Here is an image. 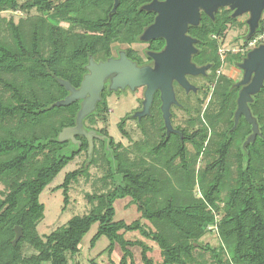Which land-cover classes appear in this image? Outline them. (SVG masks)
I'll use <instances>...</instances> for the list:
<instances>
[{"label":"trees","instance_id":"trees-1","mask_svg":"<svg viewBox=\"0 0 264 264\" xmlns=\"http://www.w3.org/2000/svg\"><path fill=\"white\" fill-rule=\"evenodd\" d=\"M151 1L120 0L110 16L114 0H0V264H82L70 260L96 223L91 247L106 236L108 251L120 245L121 264H136L135 247L141 249L142 264H156L149 254L153 247L139 238L126 239L127 232H139L158 245L162 260L157 264H264V86L250 102L262 135L244 145L248 122L242 117L233 129L239 87L230 75L217 78L222 44L212 34L223 37L231 24L244 26L233 10L222 7L214 18L204 14L195 28L204 61L213 62L215 87H208L207 108L202 100L190 112L184 137H167L158 98V108L139 120L142 136L130 147L113 137L108 142L96 137L90 153L82 134L76 143L59 139L64 128L76 125L82 106V100L54 105L70 93L59 79L80 87L90 56L106 58L113 43L137 41L154 21L155 13L143 9ZM6 11L22 15L7 18ZM262 31L264 20L247 41ZM235 54L231 61L247 55ZM101 96L84 126L107 138V127L97 126L108 120V95ZM130 115L118 127L132 139L125 128ZM82 153L83 166L53 188L63 191V211L72 182L89 177L92 164L103 169L106 190L88 195L97 202L89 212L40 234L46 210L41 194ZM127 197L140 218L116 220L115 202ZM17 225L24 235L14 243ZM209 235L217 244L205 241Z\"/></svg>","mask_w":264,"mask_h":264},{"label":"water","instance_id":"water-1","mask_svg":"<svg viewBox=\"0 0 264 264\" xmlns=\"http://www.w3.org/2000/svg\"><path fill=\"white\" fill-rule=\"evenodd\" d=\"M119 4L120 0H115L112 12L117 10ZM221 7H229L233 10V17L245 13L250 14L247 20L250 27L247 38H250L259 28L264 12V0H153L143 5V9L157 12V17L155 22L145 30L141 39L150 40L156 37H165L168 42L163 52L152 55L157 60V67H140L122 52L119 59L110 58L100 63L91 57L87 65L89 72L84 75L78 88L68 80L59 79L60 83L70 93L54 105L65 106L77 100H82V106L76 118V125L64 128L59 135V139L62 141L71 139L76 143L78 142L76 135L82 134L89 140V152H92L94 138L101 136L95 130H87L84 126V119L96 109L98 101L102 98L101 94L105 83L111 75H113L111 77V90L126 89L127 87L135 90L138 87H147L143 102L144 108L135 113V116L139 119L151 113L154 94L159 89L168 135L171 131L174 132L171 120V105L178 103V100L174 91L173 80H178L180 84L189 89L190 84L186 80L185 73L204 71L203 68L197 70L191 62V54L196 51L192 47V42L195 39L187 36L186 32L189 25L200 23L201 11L214 18L216 11ZM181 48L183 52H180ZM180 53H185L183 59H181L182 54ZM176 56H180V62H176ZM238 65L244 70V76L237 83L238 86H242V89L239 93L238 108L235 113V127L241 115H244L252 124L253 132L246 140L244 144L246 145L253 142L259 133V124L251 112L249 103L253 101V96L259 93L264 85V43L252 49ZM81 144L82 142L79 141V145ZM15 231L14 243L24 235L23 228L20 225L15 227Z\"/></svg>","mask_w":264,"mask_h":264},{"label":"rangeland","instance_id":"rangeland-1","mask_svg":"<svg viewBox=\"0 0 264 264\" xmlns=\"http://www.w3.org/2000/svg\"><path fill=\"white\" fill-rule=\"evenodd\" d=\"M21 15V12H3V16L7 18L14 16L16 20H18ZM262 17L263 18L261 21L264 20V15ZM236 18L238 22H244L245 24L241 23L244 24V26L239 24H231L227 30L224 40L222 41V48L223 50H226V53L223 55L222 70L224 73L232 76L233 78L241 77V71L237 64L239 62H237L235 59L233 61L230 60L231 55L237 53L243 46V35H245V30H247L248 25L246 21H243L246 18L245 15L237 16ZM233 49H235V51H232ZM121 92L122 93H114L109 96L108 120L105 123L100 122L97 126H106L109 130V133L115 139V142H122L125 147H130L134 140L139 139L142 136L137 121L133 118H130L128 119L125 127L130 133L132 139L124 136L120 132L118 123L126 114H131L136 109H138V105L142 99V88L136 92H132L130 90ZM176 111L177 117L175 122L183 124L184 113H182L179 109ZM85 158V153H82L79 157L72 161L62 170L57 180L41 194L40 199L45 204L46 210L45 217L38 226L40 234H49L52 232V230L56 229L60 225L66 224L73 216L82 215L86 212H89L93 207V204H96L97 202H92L88 195L106 190L102 189L103 186L100 179L104 173L103 169L101 166L97 165V163L92 164L89 168V177L81 175L76 181L72 182L70 201L66 207V210L63 211V191L62 189L55 191L53 188L56 185L63 183L67 172L82 167ZM115 207L116 220L125 219L127 222H131L140 218V212L138 211L137 206L131 202L129 197L118 199L115 202ZM142 221L146 223L148 222L146 219H142ZM98 226V223L94 224L91 230L85 235L82 243L80 244V253L72 257L70 260L71 262L79 261L82 264H121L120 260L123 255V251L120 245H117L112 252L108 251L107 247L109 246L110 241L106 236H102L98 240L96 246L93 248L91 247V239L97 232ZM125 238L130 240L134 238L144 240L153 247V250L149 254L154 258L156 264L162 260L158 245L151 240L142 237L139 232H127L125 233ZM205 241L211 242L212 244H217L218 242L217 239L212 235L205 237ZM27 252L29 253V251ZM133 252L135 263L142 264L141 249L139 247H135L133 248ZM42 264H50V262H43Z\"/></svg>","mask_w":264,"mask_h":264},{"label":"flooded vegetation","instance_id":"flooded-vegetation-1","mask_svg":"<svg viewBox=\"0 0 264 264\" xmlns=\"http://www.w3.org/2000/svg\"><path fill=\"white\" fill-rule=\"evenodd\" d=\"M114 3H115V0H114ZM113 6H114V4H113ZM221 8H219V9H221ZM224 8L230 9L229 7H224ZM112 9H113V7H112ZM151 12H154L155 13L154 21L151 22L144 29V31L142 32V34H140V36H139V38H138L137 41H134V42L129 43V44L128 43L115 42V43L112 44V55H109L106 58H98V59H95L93 56H90V58L93 57V59L96 62L100 63V62H105V61H107L110 58L119 59L120 56H121V53L124 52L126 54L127 58H129L132 62H135L138 66H140V67L141 66H150L152 68H156L157 67V63H156L157 60L152 55L153 54H159V53L163 52L166 49L168 42H167V39L165 37H156V38H152L150 40H142L141 39V36L145 32V30L149 26H151L155 22V20H156L157 12H155V11H151ZM112 13H114V12H112ZM112 13H110V16L112 15ZM204 14H206V13L204 11H201L200 23L198 25H189L188 31L186 32L187 36H190L192 39H195V41L192 42V47H194L196 49V51H194L191 54V62L195 65V68L197 70L203 68L204 71H201L199 73H193V72H186L185 73L186 80L190 84V88L189 89H187L185 86H183L182 84H180L178 80H176V79L173 80V87H174V91H175V94H176V98L178 100V103H173L171 105V112H172L171 120H172V125H173V128H174V132L171 131L170 134L168 135V133H167V127L165 126L166 127V134H167V136H171L172 134H174V135H178V136L184 137L182 130L187 126V122L189 120L190 112H193L194 109L197 108V106L199 105V103L202 100H204L203 107H204V109H206L207 106H208V103H209V101L211 99V94L210 93H212V92L209 91V88L208 87L210 85H211L212 88L215 87V85L211 83L212 71H213V62H210V61L205 62L204 61L205 49H204V45H203V40L200 38L199 32L198 31H195L196 30L195 29L196 27H200V25L202 23V19H203V15ZM243 15L246 16L245 20H243V21H246V23H247V20L250 17V14L249 13H245ZM263 15H264V12H263L262 16ZM262 18L263 17H261V19ZM245 32H246L245 35H243V37H244L243 38V41H244L243 42V46L238 51V52H240L242 54H246V53L248 54L252 49H254V48H256V47H258V46H260L261 44L264 43V41H263V42H259V43L255 44V45H251L250 44V41L251 40L250 41L249 40L247 41V39H248L247 36H248V34L250 32L249 25H247V30H245ZM225 36H226V33H225ZM225 36L220 37L217 34H212V37L214 39H216L218 42H221V44H222V41L224 40V37ZM232 51H235V49H233ZM180 52H183L182 48H181ZM223 53H226V50H223L222 45H221L219 47V54H220V56H221L222 59H223V55H224ZM180 54H182V53H180ZM184 55H185V53L181 55V59L184 58ZM246 56H243L242 57V60H238V61L236 60V61L239 62V63H241L246 58ZM232 57H233V55H231V58ZM90 58H89V60H90ZM175 60H176V62H180V56H176L175 57ZM239 63H237V64H239ZM88 64H89V61L85 65V68H86L87 71L84 73V75H86L89 72V70L87 68V65ZM222 66H223V64L221 65V67L219 68V70H217V78L220 75H228V74H226V73L223 72ZM239 69L241 71V77L234 78L236 80V82H235L236 86H238L237 83L239 81H241L243 79V76H244V70L241 67H239ZM112 76L113 75H111L109 77L110 79H108L107 82L105 83L104 90H103V92H106L107 93V95H108L107 98H109V96L112 95V94H114V93H122L121 91H128V90H130L132 92L133 91L136 92V91H138V90H140L142 88V96H141L142 99L140 100V104L138 105V109H136L130 115V116H132L131 119L133 118L134 120H136L137 121V124H138V122H139L140 119L137 116H135V113L143 110V108H144L143 102H144V99H145V91H146V88L147 87L146 86H142V87L136 88L135 90H132L130 87H127L126 89L119 88L118 90H111L110 89V85H111V77ZM238 87H239V90H238V97H239V93H240V90L242 89V86H238ZM207 92L209 94H207V98H205ZM238 97H237V106H236V109H235L234 115H233V119H234L233 129H236L237 128V126L240 123L242 117L245 118V120L250 125V129H251L250 133H248L246 135V139L244 141V144H245L246 140L252 134L253 129H252V124L246 119V117L244 115H241L240 116L239 122H238L237 126L235 127V113H236V110L238 108ZM158 98L160 100L159 108H160V110L162 112V117H163L161 91L159 89L154 94L153 103L151 105V113H152V111H153L154 108L155 109L158 108V104H159L158 101H157ZM249 106H250V103H249ZM177 109H179L182 113H184V123L183 124L176 123L175 122L176 117H177V111H176ZM251 112H252V110H251ZM254 117H256V116H254ZM163 121H165L164 120V117H163ZM164 125H165V122H164ZM99 128H102V127H99ZM99 135L101 136V138H103V140H106L107 142H108V139L109 138L113 137L110 133L108 134L107 138H105L106 135H104V133H101L100 132ZM260 135H262V131H261V128L259 126V133L257 134L256 138H258ZM256 138H255V140H256ZM116 143H118V142H116Z\"/></svg>","mask_w":264,"mask_h":264},{"label":"built area","instance_id":"built-area-1","mask_svg":"<svg viewBox=\"0 0 264 264\" xmlns=\"http://www.w3.org/2000/svg\"><path fill=\"white\" fill-rule=\"evenodd\" d=\"M264 41V31H262L260 34H258L257 36H255L251 41L250 44L251 45H255L259 42H263ZM223 52V51H222ZM224 54V53H223ZM218 218V217H217Z\"/></svg>","mask_w":264,"mask_h":264}]
</instances>
